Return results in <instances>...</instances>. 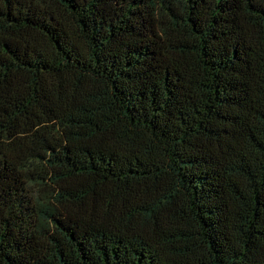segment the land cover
<instances>
[{"label": "trees", "instance_id": "obj_1", "mask_svg": "<svg viewBox=\"0 0 264 264\" xmlns=\"http://www.w3.org/2000/svg\"><path fill=\"white\" fill-rule=\"evenodd\" d=\"M0 264H264V0H0Z\"/></svg>", "mask_w": 264, "mask_h": 264}]
</instances>
